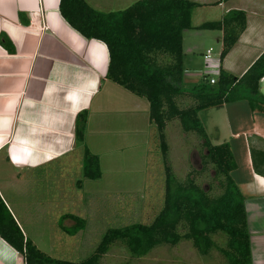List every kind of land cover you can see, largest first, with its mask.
I'll return each mask as SVG.
<instances>
[{
	"label": "trees",
	"instance_id": "trees-1",
	"mask_svg": "<svg viewBox=\"0 0 264 264\" xmlns=\"http://www.w3.org/2000/svg\"><path fill=\"white\" fill-rule=\"evenodd\" d=\"M200 5L191 0H137L124 9L102 12L85 0H59L58 11L72 28L86 39L105 44L108 62L104 77L146 99L164 166L163 204L149 223L108 228L89 255L69 261L51 257L25 237L0 197V237L22 256L25 264H102L105 252L118 244L131 257L140 258L156 247H173L181 241H190L200 255L217 251L220 264H251L244 196L231 176L236 167L233 154L227 143L211 144L198 113L240 100L246 101L251 111L264 112V95L259 91V81L264 77V49L239 77L219 68L213 84L204 75L199 83L183 86L184 30L220 31L221 61L246 27V14L239 9L227 11L219 20L192 26L193 10ZM0 43L9 53L14 51L3 33ZM174 120L186 137L199 141L203 152L198 172L211 169V180L216 184H208L209 190L196 181L193 169L177 178L169 165L165 127ZM85 123L86 112L82 110L74 120L77 143L83 139ZM249 153L253 171L264 176V150L250 146ZM82 157L83 177L98 179V156L85 148ZM72 219L75 223L67 232L74 234L83 220L75 216ZM216 236L223 242L218 243Z\"/></svg>",
	"mask_w": 264,
	"mask_h": 264
},
{
	"label": "crops",
	"instance_id": "crops-1",
	"mask_svg": "<svg viewBox=\"0 0 264 264\" xmlns=\"http://www.w3.org/2000/svg\"><path fill=\"white\" fill-rule=\"evenodd\" d=\"M58 2L0 0V34L14 47L9 53L0 43V197L25 237L3 191L13 188L14 197L21 196L22 178L74 151L75 116L84 110L88 122L96 96L109 81L104 77L108 62L105 44L86 39L72 28L60 15ZM196 2L207 6L216 2L220 8L216 20L231 9L245 12V29L220 61V68L241 76L264 49V0ZM192 17V26L198 25ZM220 39L218 30L183 31V86L213 75L203 54L217 44L213 55L217 57ZM259 91L264 95V77ZM240 101L201 110L205 119L200 121L211 144L227 143L232 152L233 140L243 141V168L236 166L231 176L245 199L251 264H264V176L253 171L249 153L250 146L264 150V112L251 111ZM0 264H25L1 237Z\"/></svg>",
	"mask_w": 264,
	"mask_h": 264
},
{
	"label": "rangeland",
	"instance_id": "rangeland-1",
	"mask_svg": "<svg viewBox=\"0 0 264 264\" xmlns=\"http://www.w3.org/2000/svg\"><path fill=\"white\" fill-rule=\"evenodd\" d=\"M85 1L98 11L109 12L124 9L137 0ZM215 4L195 8L192 22L216 20L220 8ZM208 31L201 29V32ZM185 41L189 40L186 38ZM209 49L214 55L218 45ZM240 102L249 108L246 101ZM89 114L83 139L76 142L71 154L22 178L21 196L14 197L13 188L3 191L26 236L51 257L69 261L89 255L108 228L149 223L163 204L164 166L155 126L149 121L146 99L108 81L96 96ZM198 117L201 121L205 119L202 112ZM165 135L168 163L175 176L180 178L193 169L196 181L206 190H209L208 184L215 186L211 169L198 172L202 167L200 154L203 152L199 141L192 136L186 137L176 120L167 123ZM85 148L98 156L101 170L98 179L82 175ZM231 149L236 166L243 168L242 139L233 140ZM72 216L83 220L76 235L67 232L75 223ZM216 238L218 243L223 242L219 236ZM101 262L220 264L221 256L215 250L200 255L190 241H181L176 246L156 247L143 257L133 258L118 244L105 252Z\"/></svg>",
	"mask_w": 264,
	"mask_h": 264
},
{
	"label": "built area",
	"instance_id": "built-area-1",
	"mask_svg": "<svg viewBox=\"0 0 264 264\" xmlns=\"http://www.w3.org/2000/svg\"><path fill=\"white\" fill-rule=\"evenodd\" d=\"M204 64L206 68L213 73L212 76H209L208 82L213 84L215 82V78L218 75L219 68H220V58L219 54L217 57H214L210 49H206L203 54Z\"/></svg>",
	"mask_w": 264,
	"mask_h": 264
}]
</instances>
